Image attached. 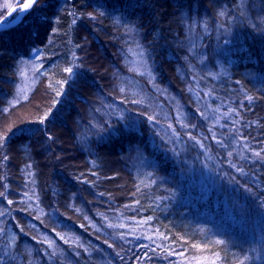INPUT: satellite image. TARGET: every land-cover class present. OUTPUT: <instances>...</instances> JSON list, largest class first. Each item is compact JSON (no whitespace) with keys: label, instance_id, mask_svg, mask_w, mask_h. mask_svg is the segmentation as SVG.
<instances>
[{"label":"trees","instance_id":"1","mask_svg":"<svg viewBox=\"0 0 264 264\" xmlns=\"http://www.w3.org/2000/svg\"><path fill=\"white\" fill-rule=\"evenodd\" d=\"M6 1L0 0V22L10 12ZM34 10L40 19L28 25ZM229 26L233 51L223 38ZM137 49L148 78H138L131 63ZM189 81L191 91L184 89ZM111 84L121 99L105 97ZM154 86L156 108L179 104L194 116L188 121L198 115L188 105L190 92L203 99L202 91L211 89L212 106L228 115L222 146L206 142L205 157L182 136L174 153L165 155L154 138L152 146L146 116ZM134 88L143 98L129 102ZM86 91L92 124L80 117ZM37 94L48 119L2 132V123ZM111 106L141 108L123 118L135 129L125 132L121 119L110 124ZM78 122L82 141L68 148L77 159L60 161L72 143L62 135L64 125L76 131ZM0 145V264H160L170 256L264 264V0H38L19 26L0 32ZM137 146L146 179L123 169L135 161ZM200 179L210 193L198 189ZM130 206L151 220L163 250L143 252L128 241L130 251H122L117 241L98 239L94 227L105 229L116 212L135 218ZM184 211L206 227L178 226L173 219Z\"/></svg>","mask_w":264,"mask_h":264},{"label":"rangeland","instance_id":"2","mask_svg":"<svg viewBox=\"0 0 264 264\" xmlns=\"http://www.w3.org/2000/svg\"><path fill=\"white\" fill-rule=\"evenodd\" d=\"M26 0H7L4 4L7 5V7L10 9L9 14L7 15L6 19L3 20L2 22L6 21V20H13L14 18L20 17L21 14V9L23 4L25 3ZM37 2V1H36ZM35 2V3H36ZM32 6L34 5V3L31 4ZM31 7H28L26 10V14L23 18V20L25 19L26 15L28 12L31 11ZM34 15V16H33ZM33 16V17H32ZM30 17H32L31 22H28V25H31L34 22V18L35 20H39V17H36L35 15V10L31 12ZM22 20V22H23ZM21 22V23H22ZM223 32L227 31V34L224 35V40L230 43V49L233 51V42L236 40L234 35H233V27L229 26L228 28H226L225 30H222ZM143 57V53L140 51V49L134 50L132 52V60L131 63L133 65H136V68L138 71V73H136L138 78H148L147 75V71L146 70H140L141 65L144 61ZM127 59L124 58L123 60V67L126 70H130V65H128L126 63ZM128 62V61H127ZM123 70V68L120 70L119 68L116 69V71H114V75L117 78L120 77L121 75V71ZM124 74V73H122ZM130 74V73H129ZM191 81L193 83L196 84V86H198V83L200 84V81L195 79V77H191ZM214 79H216V82L218 81V77L216 78L215 76H213ZM128 79V78H127ZM130 79V77H129ZM119 80V78H118ZM128 82V81H127ZM132 82V81H131ZM134 83V81L132 82V84ZM107 91L105 93V97L108 96V98L112 97L113 94L118 95L117 99H121L122 96L121 93L119 92V89L117 88L116 84H111L110 86L107 87ZM132 88V87H131ZM189 89L190 91L192 90L191 88V84L190 81L186 83V85H184V89ZM126 87L122 90L125 91ZM200 90V87L198 88ZM121 90V88H120ZM189 91V92H190ZM202 92H204V96L203 99H201L200 94L195 91V92H190V96H191V102L188 103V105H192L194 110H196L198 112V115L195 117V119L190 118V121L187 120V116L190 117H194L192 116L188 111L185 110V107L183 108L181 105H173L174 108L172 107V109L168 108L167 110H163L162 105L160 107V105L156 106L154 105V103L156 102V94H157V90H156V86H154L151 90V100L152 103L150 104V114L149 116L147 115L146 117H151L152 119H149L148 122V133H150V142L151 145L153 146V144H155V142L157 143L159 149L161 148L162 151L164 152L165 155H168V152H170L171 150L174 153L173 145L179 147L180 144H177V140L185 137V139L189 138L188 144L192 145V150L197 152L198 150L200 151V153L202 154L203 157L207 156V154H209L206 146L204 145L207 142V145L210 146V141L212 142L213 146H220L222 144V141L224 138H227V135L230 132V127H226L227 123L225 122L226 117H228V115L226 113H223L222 108H219V106H212V96H211V89H204ZM20 93V92H19ZM132 96L130 97L129 102H133L134 101V96H138L139 99L141 100V98H143L142 93L140 91H138V89L134 88V90H131ZM140 93V96H139ZM145 93H147L148 95H150L149 89L145 88ZM84 94V97L87 98V100H89L88 102H84L85 107H83L82 110V115H80V117H84L86 119L91 120V124L93 123V118H92V113L93 111V106L94 103H92V101L90 100L92 97L91 91H86ZM129 98V95H127ZM124 97V96H123ZM45 99L43 96H41L40 94H37L35 99L32 100V102L24 104L21 108L16 109L9 117L7 120H5L2 123V132L4 133H8L11 130H13L14 128H16L17 126L21 125L22 123H31V122H35L37 121V119H41L44 117V114L46 112V110H44V100ZM98 99L101 100V98L98 96ZM137 102V100H135V103ZM92 103V104H90ZM108 104V103H107ZM129 104V103H127ZM153 104V106L156 108L155 110L151 108V105ZM36 107V108H35ZM132 106H128V107H120L121 109H118V107L115 106H111V108L108 110L110 116L113 118V121L110 123L112 124L113 122H117L115 121L118 120V122L120 121V119L122 120L121 126L123 130L125 132H127V130L129 128H134L135 129V123L133 122H124L123 118L124 115L129 116V118H131V116L133 117L134 114L136 113V109H138V111L141 108H133L131 109ZM106 108H108L107 106H105V108H103L104 110H106ZM219 108V109H217ZM204 110V111H203ZM136 118V117H134ZM147 119V118H146ZM121 122V121H120ZM125 125H124V123ZM84 125H81L79 122L78 124H76V131H73V128H71V125H64V131L62 132V135H66V132L69 134V138L68 140H71V144H67L65 146V148L63 149V151L60 153V155L58 156V159H60V161L63 162H71L74 159H77V157L74 155H71V151H68L69 147H74L75 143L78 141H82V137L77 135V133H79L83 128ZM117 128V126L114 128H110L108 129L110 135L108 136V131H107V135H106V140L109 139V137L111 135H113V133H115V129ZM85 130V129H84ZM216 130V131H215ZM217 130L219 132H217ZM224 132V133H222ZM3 134V133H2ZM80 134V133H79ZM153 135V136H152ZM182 136V137H181ZM208 136L211 137L212 140L208 141ZM155 139V142L153 141ZM81 139V140H80ZM76 140V141H74ZM74 141V142H73ZM188 146V145H187ZM222 146V145H221ZM83 147V146H80ZM160 149V150H161ZM137 150V151H136ZM135 150V157L133 161V164L131 165V167L129 169H124V171H126V173L132 177L134 175L135 170L138 172V175L144 179L149 177V174H147V172L141 167L142 162L144 161V154L141 153L140 151V147L137 146ZM69 152V156H66V154ZM83 153V152H82ZM81 154V153H80ZM82 155V154H81ZM84 155V154H83ZM179 155V154H178ZM80 156V155H79ZM210 158V156H209ZM231 166H233V163L231 164ZM115 171V170H113ZM217 175L219 174V171H216ZM220 178L223 177V174L220 172V174L218 175ZM205 180L200 179L198 182V189L200 191L203 192H209L211 191L210 188H204L206 185L204 184ZM149 185V184H148ZM212 189V188H211ZM25 190V189H24ZM210 193V192H209ZM120 202V201H119ZM114 205L117 204L116 201L113 202ZM120 209V208H119ZM114 212V211H113ZM123 211H119L116 212L114 215V220H108V222L102 224L104 225L105 229H100L99 227H94L95 232H97V236L99 237L98 239H102L103 237H105L107 239V241L112 242L114 244H117L118 249L125 251V249L123 247L126 246L127 250L130 251V249L127 247V242H131V246H134L136 249H139L141 251H145L148 248H153L155 249V251H160L163 250L161 249V245L162 244V235L159 234L157 228H152L151 227V220L147 219L145 217H139L138 213H136V209L134 207L130 206V209L128 210L129 213H132L133 216L135 218H131V217H125L122 215ZM177 219H173L176 224L178 226H184V222H188L189 223V227L190 226H204L206 227V223L199 218L198 216H194L191 213H188V211H184L183 213H181L179 216H177ZM101 225V224H100ZM212 233V232H211ZM117 241V243H116ZM96 243L98 244L99 241L97 240ZM130 246V248H131ZM152 249V250H154ZM150 250V249H148ZM167 253H171V251H165ZM160 253H156V257L154 259V261L157 262V256H159ZM168 256V255H166ZM146 258H148L146 256ZM147 260V259H146ZM177 260V261H176ZM218 264L219 262L217 260H215L214 258H198L196 257L195 260H190V258H183V257H179L178 259H176V257H172L170 256L169 258H165L160 262V264ZM137 264V263H136ZM140 264H143V262L141 261Z\"/></svg>","mask_w":264,"mask_h":264},{"label":"snow or ice","instance_id":"3","mask_svg":"<svg viewBox=\"0 0 264 264\" xmlns=\"http://www.w3.org/2000/svg\"><path fill=\"white\" fill-rule=\"evenodd\" d=\"M35 2H36V0H32V3H35ZM31 6H32L31 4H27V5H25L24 7H25V8H28V7H31ZM220 14H221V15H224L223 12H221ZM89 15L91 16L92 14H89ZM93 18H94V17H93ZM19 22H22V18H20V17L14 18L13 20H6V21H4V22H0V29H6V28H8L11 24H13V23H19ZM73 23H75V21H73ZM64 71L67 72V73H69V74H71L73 70H72V68H65ZM61 94H62L61 92H57V96H59V95H61ZM248 99L251 100L252 97H248ZM50 115H51L50 112H46V113L44 114V117L39 121V123L43 124V123L45 122V120H47L48 117H49ZM149 119H152V118L149 117ZM18 130H19L21 133L32 132V131H34V130H31V129H24V128H21V129H18ZM48 139L51 140L52 137L49 136ZM0 147H2V145H0ZM257 155H259V154H257ZM10 203H11V201H10ZM66 242H67V241H66ZM241 264H243V262H241Z\"/></svg>","mask_w":264,"mask_h":264},{"label":"water","instance_id":"4","mask_svg":"<svg viewBox=\"0 0 264 264\" xmlns=\"http://www.w3.org/2000/svg\"><path fill=\"white\" fill-rule=\"evenodd\" d=\"M36 1H38V0H36ZM27 4H32V0H26L25 3L23 4L22 9H21V14H20V18H22V20H23V18H24V16H25V14H26V10H27V8H25L24 6L27 5ZM20 24H21V22H19V23H13V24H11V25H10L8 28H6V29H0V32H3V31H7V30H10V29H13V28L19 26Z\"/></svg>","mask_w":264,"mask_h":264}]
</instances>
